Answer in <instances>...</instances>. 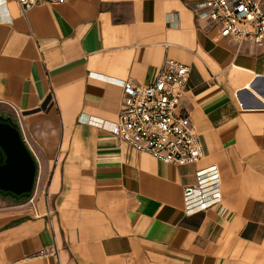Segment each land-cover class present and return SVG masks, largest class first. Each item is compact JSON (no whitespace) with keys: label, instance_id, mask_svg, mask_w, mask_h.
<instances>
[{"label":"crops","instance_id":"obj_1","mask_svg":"<svg viewBox=\"0 0 264 264\" xmlns=\"http://www.w3.org/2000/svg\"><path fill=\"white\" fill-rule=\"evenodd\" d=\"M191 3L70 0L25 14L0 0V117L38 161L34 201L0 193V264H264V46L222 38ZM168 60L191 68L180 110L204 146L197 165L90 123L116 122L121 83L150 85ZM212 164L222 203L186 215L184 187Z\"/></svg>","mask_w":264,"mask_h":264},{"label":"built area","instance_id":"obj_2","mask_svg":"<svg viewBox=\"0 0 264 264\" xmlns=\"http://www.w3.org/2000/svg\"><path fill=\"white\" fill-rule=\"evenodd\" d=\"M67 1L70 0H19L25 14L41 3ZM191 7L215 26L222 38L233 39L239 45L252 42L264 46L263 0H192ZM190 75L189 66L168 60L150 85L124 81L121 85L125 95L118 120L110 125L98 120L90 123L163 162L197 165L204 157V146L190 118L180 110ZM27 200L34 201L32 195ZM222 201L219 166L212 164L197 169L196 182L184 187L186 215L207 211Z\"/></svg>","mask_w":264,"mask_h":264},{"label":"water","instance_id":"obj_3","mask_svg":"<svg viewBox=\"0 0 264 264\" xmlns=\"http://www.w3.org/2000/svg\"><path fill=\"white\" fill-rule=\"evenodd\" d=\"M37 175L38 161L19 124L0 117V193L27 200L34 192Z\"/></svg>","mask_w":264,"mask_h":264}]
</instances>
